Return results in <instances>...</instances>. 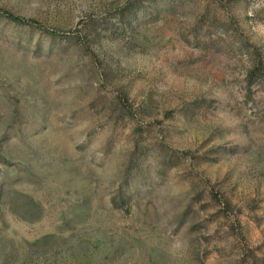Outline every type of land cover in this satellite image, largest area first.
<instances>
[{
	"label": "rangeland",
	"instance_id": "1",
	"mask_svg": "<svg viewBox=\"0 0 264 264\" xmlns=\"http://www.w3.org/2000/svg\"><path fill=\"white\" fill-rule=\"evenodd\" d=\"M0 264H264V0H0Z\"/></svg>",
	"mask_w": 264,
	"mask_h": 264
}]
</instances>
